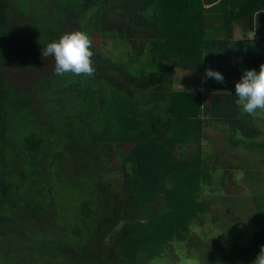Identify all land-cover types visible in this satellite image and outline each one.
<instances>
[{
	"label": "trees",
	"instance_id": "obj_1",
	"mask_svg": "<svg viewBox=\"0 0 264 264\" xmlns=\"http://www.w3.org/2000/svg\"><path fill=\"white\" fill-rule=\"evenodd\" d=\"M260 17L258 0H0V264H158L176 246L194 264H253L264 196L243 226L216 213L239 188L229 170L246 190L248 171L222 165L215 190L222 156L205 144L226 124L264 158L261 119L204 77H229L219 50L238 28L264 33ZM71 31L92 40L91 76H58L42 54ZM177 71L203 89H175Z\"/></svg>",
	"mask_w": 264,
	"mask_h": 264
},
{
	"label": "rangeland",
	"instance_id": "obj_2",
	"mask_svg": "<svg viewBox=\"0 0 264 264\" xmlns=\"http://www.w3.org/2000/svg\"><path fill=\"white\" fill-rule=\"evenodd\" d=\"M254 44H258V43L255 42ZM259 44H264V42H261ZM104 45H105L104 46L105 49L107 50L109 54L115 52L116 47L114 46V44H112V42H108L107 44H104ZM255 52L260 55L261 53L260 47L259 48L255 47ZM257 54L256 56H258ZM262 64H264L263 59L248 58L243 65H235L234 68L236 69L231 71V74L233 75V77L240 79L244 70L255 69L256 71H259L260 66ZM219 72L222 73V71H219ZM12 74H13V77L15 76V79L17 81L26 79L25 75H22V78H21V74L18 71H14ZM175 82H176L175 89H178V90H195L197 87L200 89H203V78L202 76L200 77V74H198L197 72L183 73L181 71H177ZM205 84L208 85L209 88L220 87L223 85L225 86L227 85L226 88H233L234 84L236 83L230 78L224 77L223 83H219L215 79L209 78L205 81ZM252 115L258 119H262V117L264 119V111L258 110L256 113ZM223 125H225L224 129H222L223 126H220V125L219 126L214 125L210 127L208 131V135L210 136L212 144L211 145L210 144L207 145V143L205 144V147L209 151H212V152L220 151V154L222 156V158H218V160L216 159L217 162L213 161L221 169L216 173V175L214 174L215 176L214 189L215 190L219 189L218 188L219 185L223 188L222 183L225 177H222V175L224 174L223 172L225 169L221 168L223 167L222 165H225L227 167L231 166L232 168L233 166L232 164H234L235 167H238L236 164H238L240 161H242V164H243L242 167L248 171L246 174L244 173L245 180H247L245 183L248 184L247 186L248 189L246 190V188H244V178L242 176V171L238 169H235V170L230 169L229 171L233 172L234 174L233 180L236 182L235 184L239 188H236L234 190L233 187L231 186L230 189L233 192V197L226 198L227 203L222 202V201L219 202V200H217L218 203L215 202L216 204L214 206L216 207L214 209L216 210L215 211L216 213L221 214V215L223 214L229 220L232 219L234 220L233 221L234 223L239 224V225L241 224L243 226L242 223H245L247 222L248 219H250V217H248L249 215L248 212L253 211L254 209L253 197L254 196L262 197L261 195L264 196V158L260 157L259 152H257L255 156L251 155L249 157V154L247 152L245 153L241 152V148H244L241 146L238 148H233V146L231 145L229 141V133L227 131L228 129H226L227 125L226 124H223ZM256 125H258L260 128L262 126L261 123H256ZM260 140L264 142V138L263 139L259 138V140L257 139V141H260ZM250 160H253L251 162L255 161L257 164L258 163H262V164L255 165L253 163H250ZM227 181L229 180H226L225 184L228 183ZM232 226L235 227L236 225H232ZM219 241L225 243L224 239H222L221 237L219 238ZM184 247L183 246L174 247L173 250L175 252L172 254H169L162 261V263H158V264H194L192 261L194 257L196 256L194 255L192 256L191 254H189L188 251L184 250Z\"/></svg>",
	"mask_w": 264,
	"mask_h": 264
},
{
	"label": "clouds",
	"instance_id": "obj_3",
	"mask_svg": "<svg viewBox=\"0 0 264 264\" xmlns=\"http://www.w3.org/2000/svg\"><path fill=\"white\" fill-rule=\"evenodd\" d=\"M92 40L84 31H71L63 34L58 40L49 42L44 51V57L52 56L55 60V74L91 76L94 72L92 56ZM215 79L219 83L224 82V76L218 70L205 69V81ZM235 101L241 114H254L258 110L264 111V64L260 70L246 69L235 84ZM253 264H264V248L261 249Z\"/></svg>",
	"mask_w": 264,
	"mask_h": 264
},
{
	"label": "crops",
	"instance_id": "obj_4",
	"mask_svg": "<svg viewBox=\"0 0 264 264\" xmlns=\"http://www.w3.org/2000/svg\"><path fill=\"white\" fill-rule=\"evenodd\" d=\"M264 3V0H258ZM259 24L262 28L264 26V17H260ZM257 42L258 44H254ZM261 42H264V33L263 30L256 29L255 32H243L242 29L238 28L236 29L234 39L231 41V44L229 47H225L222 51L219 50V52L222 54V57H220L219 63L222 62L223 64L228 65H243L248 58H257V59H263L264 60V44H259ZM255 47H260L261 53L260 55L255 52ZM226 51V52H225ZM256 54L258 56H256ZM236 68H232L229 70V77L231 80L238 82L240 79L233 77L231 74V71H233ZM225 77V76H224ZM223 94H235V84L233 88H230V90H224L222 92ZM259 123L262 124L261 128L264 132V119L262 117L261 120H259Z\"/></svg>",
	"mask_w": 264,
	"mask_h": 264
}]
</instances>
